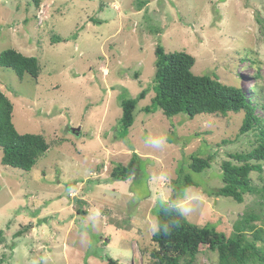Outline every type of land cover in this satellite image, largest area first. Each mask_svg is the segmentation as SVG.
<instances>
[{
  "label": "rangeland",
  "instance_id": "obj_1",
  "mask_svg": "<svg viewBox=\"0 0 264 264\" xmlns=\"http://www.w3.org/2000/svg\"><path fill=\"white\" fill-rule=\"evenodd\" d=\"M158 43L191 55L197 76L264 88V0H41L38 8L0 0V53L35 57L40 69L36 79L20 80L0 67V92L12 103L15 130L41 135L49 147L27 173L3 166L0 150V264H156L155 205L168 200L179 173L180 182H194L177 185L189 223L229 237L253 213L264 232V161L262 173L251 174L257 192L242 204L214 195L229 154L257 147L256 132L239 135L244 113L189 119L167 118L154 105L145 111ZM144 89L130 126L121 128V97ZM133 152L138 175L111 181V169ZM195 153L213 156L210 168L192 172ZM258 246L264 251V235ZM200 249L195 264H218L216 252Z\"/></svg>",
  "mask_w": 264,
  "mask_h": 264
},
{
  "label": "trees",
  "instance_id": "obj_2",
  "mask_svg": "<svg viewBox=\"0 0 264 264\" xmlns=\"http://www.w3.org/2000/svg\"><path fill=\"white\" fill-rule=\"evenodd\" d=\"M30 1L36 8L40 6L41 0ZM60 41L59 38H54L52 44ZM154 55V97L151 107L145 111L150 113L155 106L167 118L183 113L189 119L201 114L226 116L242 111L244 118L239 135L250 131L257 133L256 148L249 152L229 154V160L221 164L220 178L223 185L214 193L215 196L230 198L235 203L242 204L245 195L257 192L252 184L251 174L262 173L259 162L264 161V121L255 111L259 109L264 115V88L246 91L243 87L227 86L216 77L197 76L192 73L195 59L191 55L184 51L166 53L159 43ZM0 67L13 71L20 80L24 75L36 79L40 71L35 57H26L13 49L0 53ZM147 92L144 89L135 98L121 97L122 114L118 123L121 128L130 126L133 111ZM12 111V103L0 92L1 164L27 173L49 147L41 135L19 134L11 121ZM213 159L211 155L191 154L188 168L192 172L201 173L210 168ZM140 160L133 152L126 165H115L110 172L111 181L121 182L135 178L139 173ZM173 185L168 200H158L154 209L157 229L151 242L156 248L150 252V258L156 264H195L201 247L216 252L218 264H253L256 261L264 264V251L258 246L263 241L264 232L253 224L258 216L253 213L243 215L229 237L211 225L201 227L191 224L179 208L183 194L177 185L186 189L194 186V182L189 177L180 182L179 173ZM20 233L19 231L15 235ZM107 264H118V261L108 258Z\"/></svg>",
  "mask_w": 264,
  "mask_h": 264
},
{
  "label": "clouds",
  "instance_id": "obj_3",
  "mask_svg": "<svg viewBox=\"0 0 264 264\" xmlns=\"http://www.w3.org/2000/svg\"><path fill=\"white\" fill-rule=\"evenodd\" d=\"M163 142V138H160V137H158V138H156L154 141H152V143L153 144H155V145H159L160 143H162Z\"/></svg>",
  "mask_w": 264,
  "mask_h": 264
},
{
  "label": "water",
  "instance_id": "obj_4",
  "mask_svg": "<svg viewBox=\"0 0 264 264\" xmlns=\"http://www.w3.org/2000/svg\"><path fill=\"white\" fill-rule=\"evenodd\" d=\"M73 133L78 136V130H75Z\"/></svg>",
  "mask_w": 264,
  "mask_h": 264
}]
</instances>
